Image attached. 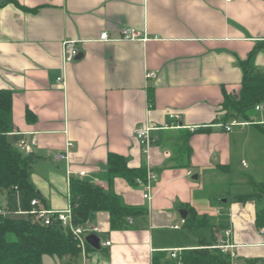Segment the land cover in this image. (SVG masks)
Returning <instances> with one entry per match:
<instances>
[{"label": "crops", "instance_id": "0c3cea01", "mask_svg": "<svg viewBox=\"0 0 264 264\" xmlns=\"http://www.w3.org/2000/svg\"><path fill=\"white\" fill-rule=\"evenodd\" d=\"M128 28L146 40L115 41ZM104 33L111 40H100ZM67 40L78 42L82 58L64 67ZM253 51L250 69L264 72V0H14L0 7V90L13 93L8 141L15 149L36 142L32 180L46 208L71 206V178L107 187L109 153L125 157L130 168H146L139 127L150 125L159 138L150 203L141 184L113 182L127 205L147 208L148 215L134 229L110 231L109 214L98 213L92 222L101 249L90 252L93 264H153L155 253L198 248V236L180 228L185 208L233 229L237 264H264L258 202L233 201L253 192L252 181L264 183V135L254 124L230 133L221 126L225 96L240 93L241 63ZM148 71L157 72L149 82ZM62 74L65 86L57 81ZM171 114L183 127L172 125ZM187 131L190 155L181 151ZM68 142L70 177L67 163L54 157ZM239 165L245 173H235ZM212 181L244 184L246 191L232 193L231 204L219 202L207 192ZM200 234L210 240L212 230Z\"/></svg>", "mask_w": 264, "mask_h": 264}, {"label": "trees", "instance_id": "16d2710c", "mask_svg": "<svg viewBox=\"0 0 264 264\" xmlns=\"http://www.w3.org/2000/svg\"><path fill=\"white\" fill-rule=\"evenodd\" d=\"M8 2L14 0H0V7ZM256 51L241 63L244 71L242 89L235 96H225L223 103L225 114L221 122L227 124L232 118L243 119L257 126L264 135V123H258L252 115L259 104L264 105V72L250 69L249 66ZM149 97L151 100V93ZM13 129V93L8 89H1L0 196L6 194L7 202L5 205L0 203V208H7L12 212L29 211L32 208L31 201L41 198L32 180L33 165L37 159L32 154L22 153L12 147L8 135ZM197 131L210 130L200 129L195 132ZM192 134L188 131L182 132V154L190 155L189 140ZM107 168L109 174L107 187L71 178L70 201L74 224L85 225L98 213L107 212L110 216V231L134 229V221L144 219L148 215V209L127 205L123 198L114 192L113 182L116 178H122L137 187L140 182H146L147 170L145 167L130 168L125 157L115 153L108 154ZM251 185L252 193L236 196L233 201L245 203L262 200L264 183L252 181ZM185 209L189 214L184 220L183 227L198 236L199 247L183 250L177 260L171 259L167 252L155 253L153 264H232L230 255L214 248L217 243L215 234L220 230L223 233V230L230 226L228 224L218 226L209 216H199L192 208ZM129 219L133 220V224H130ZM256 223L259 228H264V208L258 210ZM206 229L212 230L210 240L200 234ZM9 234H14L16 240L10 241ZM89 251L96 250L89 246ZM78 255L77 243L59 222H54L51 226H43L31 218L0 215V264H43L45 256L76 264Z\"/></svg>", "mask_w": 264, "mask_h": 264}, {"label": "built area", "instance_id": "2783aa9c", "mask_svg": "<svg viewBox=\"0 0 264 264\" xmlns=\"http://www.w3.org/2000/svg\"><path fill=\"white\" fill-rule=\"evenodd\" d=\"M226 2H232V0H225ZM142 39L141 34L132 28L124 29L119 39L115 41H137ZM144 40L146 38L143 37ZM142 39V40H143ZM100 40L102 41H109L110 36L108 33H104L101 35ZM80 54V49L78 47V42L75 40H67L64 42L63 45V66L66 67L69 64L75 62ZM65 69H63L64 71ZM157 76V72L148 71L146 74V80L149 82L155 79ZM58 83L65 86V74H62L60 77L57 78ZM264 110V105L259 104L256 107L257 112H262ZM170 119L174 122L177 127L179 126L180 116L177 114H171ZM260 123V122H258ZM252 124L251 122H247L238 118H233L227 124L221 125L224 127L226 133L232 132L235 128L240 127L244 128L248 125ZM262 124V123H260ZM182 125V124H181ZM192 132L196 131L198 127H191ZM152 128L150 125H143L139 127L136 132L135 136L140 142L142 146V153L146 157L147 165V180L146 182H140V184L144 187V199L150 203L152 200L151 195V184L152 181L156 180V176L152 170V164L154 159V145L158 143L159 138L157 136L152 135ZM36 145V142L28 143L26 141L21 142L17 150L25 154H32L33 147ZM73 147L71 142H68L67 148L63 153H58L54 157L57 161L66 162L68 165V177H70L72 171L70 169V149ZM243 166L248 167L245 162H242ZM80 177H85L86 172L82 171L79 173ZM31 210L29 211H17L12 212L7 210V208H0V215L6 216H21L25 218H31L34 222L42 224L43 226H51L54 222H59L61 226L66 229L73 237L74 241L77 243V247L79 249V255L77 256V261L80 260L81 264H93L90 260V252L89 251V243L87 242V237L89 235L95 234L99 236V228L98 226L89 221L85 225H76L73 221L72 215V208L71 206L65 211H53L46 208L42 201L38 198H35L31 201ZM130 224H133V220L129 219ZM178 228V226H176ZM262 234H264V229L262 230ZM232 237H233V229L231 227L226 228L223 230V233L217 238V243L214 248L219 249L222 253L228 254L231 257L232 264H237L238 261V254L235 251V247L232 244ZM111 241L102 242L104 247H110ZM183 249H174L169 252V257L171 259L177 260L181 254ZM76 264H79L77 263Z\"/></svg>", "mask_w": 264, "mask_h": 264}, {"label": "rangeland", "instance_id": "374dc122", "mask_svg": "<svg viewBox=\"0 0 264 264\" xmlns=\"http://www.w3.org/2000/svg\"><path fill=\"white\" fill-rule=\"evenodd\" d=\"M252 115H253V117H257L258 120H259V117H263L264 118V110L262 112H257V111L255 112V111H253L252 112ZM251 128H255V127L254 126H251ZM236 129L237 130H242V128H240V127H237ZM238 168L239 169H236L235 170V173H240L241 174V173H245L246 172L244 170V168L242 167V165H239ZM261 168H263V165H261ZM233 170H234V168H233ZM244 188H246V186L244 187V184H238L236 186H231L229 184H223V181H221L220 183L219 182L214 183V181H212L210 187L207 189L208 190L207 192H210V193L214 194L212 196V198L215 199V200H217V201H219V202H221L223 200L230 199V197L233 196L232 193H234L236 191H242L241 193H243L244 191H246V189H244ZM221 190L222 191L223 190L225 191V195L220 196V193H223ZM217 191H219V192H217ZM216 193H218V194L215 195ZM232 202H233L232 199H230L229 200V203L231 204ZM257 202H258L259 209L260 208H264V199L259 200ZM180 221L182 222L180 228H183L182 225H183V221L184 220H183L182 216H180ZM8 239L10 241H15L16 240V236L14 234H9L8 235ZM102 239H104L103 236H102ZM64 262H66V261H64ZM43 264H63V262H61L60 260H58L56 258L54 259V258H51L49 256H45L43 258ZM64 264H68V263H64ZM238 264H242V262L239 261ZM246 264H248V263H246ZM261 264H263V263H261Z\"/></svg>", "mask_w": 264, "mask_h": 264}, {"label": "water", "instance_id": "95a60500", "mask_svg": "<svg viewBox=\"0 0 264 264\" xmlns=\"http://www.w3.org/2000/svg\"><path fill=\"white\" fill-rule=\"evenodd\" d=\"M82 58V53L79 54L78 59H81ZM188 212L187 211H182L181 212V216L182 218L185 220L187 217H188ZM87 242L89 243V245L91 247H93L94 249L96 250H100L101 249V240H100V237L95 235V234H92V235H89L87 237Z\"/></svg>", "mask_w": 264, "mask_h": 264}]
</instances>
